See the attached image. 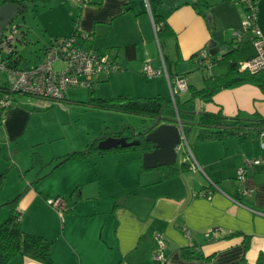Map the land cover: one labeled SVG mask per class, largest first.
<instances>
[{
    "label": "crops",
    "instance_id": "crops-1",
    "mask_svg": "<svg viewBox=\"0 0 264 264\" xmlns=\"http://www.w3.org/2000/svg\"><path fill=\"white\" fill-rule=\"evenodd\" d=\"M202 1L208 6L200 7L203 14L193 6L197 0H53L45 4L50 7L44 5L46 9L42 11L50 20V24L41 29L44 48L53 39L66 38L77 31L89 37L86 46L115 54L123 65L134 62V69L142 73L146 65L163 71L160 76L169 84L154 12L163 17L176 34L180 61L174 72L187 80L188 90L193 92L198 90L196 84L201 85L202 76L194 72L196 66L201 71L195 61L196 54L207 51L211 75L202 71L220 76L224 69L219 60L233 41L234 33L243 31L246 17L242 0ZM253 1L257 7V26L264 36V0ZM60 8L65 15L57 18L53 11ZM249 34L245 38H251ZM26 39L27 33L20 30L15 44ZM38 39L42 41L40 36ZM155 44L161 54L160 65ZM128 45H135V55L127 53ZM24 66L30 65L24 63ZM124 68L127 70V66ZM124 76L142 79L134 71ZM115 78L111 75L102 82L116 83L120 77ZM73 90L66 93L65 101H79L70 100L68 94ZM140 91L124 88L119 95L128 98L153 95L147 89ZM158 95L165 98L161 93ZM22 99L15 97L14 100ZM22 103L13 104L2 113L0 139L7 144L22 137L29 128L31 113ZM198 110L199 115L222 111L227 117L239 113L264 116V94L254 85L223 90L210 102H203ZM148 127L134 128L136 132H143ZM68 151L71 152H54L48 164L57 163L53 170L72 164L65 191L56 196L65 200L67 210L59 213L44 202L47 214L52 215L54 221L41 218L38 222L35 218L32 222L19 209L26 233L55 241L51 259L37 262L18 256L8 264H162L155 257L161 242L164 264H264V148L255 134L198 144L195 154L203 173L185 169V158L180 165L176 162L179 172L170 179H163L166 172L159 168L144 169L140 152L75 159L58 165L65 156L75 152ZM253 159H260V164L248 169L244 182L239 183L238 168ZM242 189H252L254 193L251 197H241ZM207 190L211 192L209 196L205 195ZM39 195L45 201L50 199L42 192ZM8 216L9 212L3 213L0 224ZM209 233L212 235L207 236ZM185 248L191 249L194 258L183 256Z\"/></svg>",
    "mask_w": 264,
    "mask_h": 264
},
{
    "label": "rangeland",
    "instance_id": "rangeland-1",
    "mask_svg": "<svg viewBox=\"0 0 264 264\" xmlns=\"http://www.w3.org/2000/svg\"><path fill=\"white\" fill-rule=\"evenodd\" d=\"M44 5L41 2L30 3L27 11L19 14L11 26L13 28L19 26V30L25 31L28 35V40L26 39L16 44V50L24 58L21 67L24 66V63H28L30 66L36 64L40 57L43 56L44 37L42 35L44 34L41 29L43 25L47 26L50 24V20L42 12L50 6H46V4L45 8ZM53 14L57 18H61L65 15V12L60 8L54 9ZM10 29L5 30L3 35L9 36L11 34ZM38 36L42 38V41L38 39ZM152 39L154 41L153 31ZM155 45L157 60L160 65L161 54L157 44ZM6 56L7 53L0 50V58H5ZM133 63L124 65V67L127 66V70L124 68L126 71L112 75L114 79H116L115 77H120L121 81L118 79L116 83L109 81L97 84L94 88L98 97L111 98L118 96L121 89L124 88L133 91L139 89V91L141 90L140 92L147 89L149 94H153L148 97L161 93L166 100H171L174 104L170 86L165 77L155 76L148 78L142 73V70L136 71L132 65ZM56 66L57 68L58 66L61 67V65ZM128 71L138 72L142 79L135 76H124ZM194 72L199 73V76L202 75L199 78V84L201 85L196 84V88L199 90L206 87L208 83L204 78L207 73L203 72L202 69L199 71L197 66L194 68ZM207 72L209 73V71ZM209 74L211 75V73ZM6 82V77L0 74V86ZM68 96L70 100L74 98L79 101H69L67 99V101L63 102H39L37 99L29 97H23L24 99L19 101L24 102L22 105L30 111L31 119L27 132L19 139L10 144L0 139L3 152V158L0 159V175L5 173V177L0 182V218L3 213L9 212L8 208L2 205L19 196L18 209L24 211L28 219L33 222V219L38 218L39 222L41 218H48L49 221L53 222L54 217L47 214L44 202L49 203L48 201L54 200L59 193L61 194V192L65 191L66 181L72 171V164L61 166V168L59 167L55 170L53 168L57 165L56 162L48 165L49 159L54 152L65 153L71 152L68 150H82L87 143L102 138L106 130L118 132L123 125H132L137 129L153 125L149 118L143 116L98 110L91 106H86L84 103H79L86 102L89 99L88 89L77 88L73 92L70 91ZM135 96L132 95V97ZM176 98L180 101L179 109L175 106L163 109L161 113L162 123L175 122L188 127L187 142L189 145L194 146L199 132L197 124L201 118V115L197 113L200 111L198 109L201 108V104L204 101L195 98L191 90L179 93ZM19 102L14 100L13 104H19ZM4 111L0 107V113ZM185 158L187 159V152L184 144L178 152L177 165L184 162ZM43 159L45 161H42ZM39 192H42L50 199L45 201L39 195ZM47 205L49 206V204ZM57 212L63 213L60 209Z\"/></svg>",
    "mask_w": 264,
    "mask_h": 264
},
{
    "label": "trees",
    "instance_id": "trees-1",
    "mask_svg": "<svg viewBox=\"0 0 264 264\" xmlns=\"http://www.w3.org/2000/svg\"><path fill=\"white\" fill-rule=\"evenodd\" d=\"M52 0H1V4L8 2L19 4L24 11L30 3L41 2L42 4H48ZM253 1V0H251ZM255 3V1H253ZM193 6L200 11V7L204 6L202 0H197ZM23 11V12H24ZM155 26L157 30V38L159 41L160 49L163 56V62L166 67V74L169 79H174L177 76L174 69L180 61L178 46L176 43V34L171 27L164 21V18L152 13ZM11 33L13 31H18L16 34V41L20 34L19 26L10 27ZM24 32H22L23 34ZM4 35H0V42ZM71 36H76L81 45L86 46L85 43L89 37L82 36L75 31ZM15 41V43H16ZM13 44V56L18 59L16 62H23V57L16 50V44ZM126 51L129 55H135V45H128ZM169 52L173 54L169 56ZM255 54L253 47V40L248 37L242 41H237L235 38L231 43L227 45V50L219 60V63L223 67L224 71L220 76H210L206 75L205 80L208 85L201 90L193 91L195 98H199L204 102H210L212 98L219 92L223 90L235 89L244 85H254L258 87L264 94V70L257 73H251L247 70H241L240 64L244 61L251 59ZM7 89L6 83L0 86V95L2 91ZM89 99L84 103L86 106H91L98 110H106L112 112H118L122 114L138 115L149 118L156 121L160 113L166 107H173L179 109L180 103L178 99L175 98V105L171 100H166L163 96L157 95L154 97H136L128 98L124 95H118L112 98H100L96 95L95 88L88 89ZM15 96L26 97L18 94H13ZM65 101V100H63ZM62 101V102H63ZM189 103V101H188ZM4 111V109H2ZM2 125V112L0 113V127ZM199 132L196 136V142L194 146L190 145V148L194 155L196 156V146L205 142L213 141H226L233 138H239L244 136H260L264 133V116L259 113H254L252 115H243L239 113L235 117H227L222 111L218 113L204 112L201 115L199 122ZM183 132L187 138L188 127L181 125ZM151 127V126H150ZM151 130L146 129L139 134H136V129L133 126H122V129L118 132H110L106 130L104 136L107 137H125L129 142L140 139L141 144L139 146H133L128 148H117L108 151H101L98 149V143L102 138H98L93 142H90L85 149L81 151H75L73 153L65 156L59 164L75 160V159H90L99 156H105L114 153H123L129 151L140 152L143 156L144 153L153 151V144L145 141V132ZM3 158V152L0 147V159ZM185 169H189L190 166L187 162L183 164ZM161 171H165L163 179H170L177 175L179 170L176 164L171 166H165L159 168ZM5 173L0 175V182L5 177ZM1 184V183H0ZM73 191L72 194H74ZM18 198L7 201L2 206H5L9 210L8 218L0 224V264H8L13 259L18 256L28 258L37 262H45L51 259L53 249L55 246V241L45 238L40 235H34L26 233L21 225V211L18 209ZM59 198V197H58ZM183 256L187 259L194 258L191 249H183Z\"/></svg>",
    "mask_w": 264,
    "mask_h": 264
},
{
    "label": "built area",
    "instance_id": "built-area-1",
    "mask_svg": "<svg viewBox=\"0 0 264 264\" xmlns=\"http://www.w3.org/2000/svg\"><path fill=\"white\" fill-rule=\"evenodd\" d=\"M77 1L84 2L86 0ZM241 2L245 5L246 17L243 21V31L235 32L234 38L237 41H242L245 39L246 34L250 33L255 54L251 59L242 62L240 69L257 73L264 70V36L257 26L256 3L251 0H242ZM155 28L157 31L158 28ZM17 33L18 31L15 30L9 36H3L0 42V50L7 53L5 58H0V74H3L7 79V89L2 91L0 95V107L4 110L12 106L13 94L34 98L39 102H62L69 90L94 88L111 75L124 71V65L115 54L109 51L100 52L93 47L83 46L76 36L53 40L44 48L43 56L38 63L21 67L20 62H16L18 59L15 55L13 56L12 45L16 41ZM195 61L200 69L209 71L211 61L207 51L203 50L197 53ZM56 65H61V67L58 66L57 68ZM143 74L152 78L162 75L163 71H155L146 65ZM165 75H167L166 72ZM168 81L173 101L179 93L189 89L187 80L184 77L174 79L168 77ZM181 130V145L185 144L187 152L186 162L193 171L203 173V168L192 152L182 127ZM259 139L262 147H264V133L259 136ZM180 147H178V150H180ZM260 162V159L246 161L237 170V181L242 184L247 170L260 164ZM210 193L209 190L205 191V195L209 196ZM253 193L254 190L252 189H242L239 195L241 197H251ZM49 204L56 211L60 209L64 213L67 210L66 202L62 198L50 200ZM262 214L264 215V213ZM186 234L189 235V231L186 230ZM210 235L212 233L207 236ZM157 238H160V236L158 235ZM163 249L164 244L161 242L160 249L155 256L162 264L165 263Z\"/></svg>",
    "mask_w": 264,
    "mask_h": 264
},
{
    "label": "water",
    "instance_id": "water-1",
    "mask_svg": "<svg viewBox=\"0 0 264 264\" xmlns=\"http://www.w3.org/2000/svg\"><path fill=\"white\" fill-rule=\"evenodd\" d=\"M24 9L16 3H5L0 5V35L10 28L15 18ZM11 30V29H10ZM162 113V112H161ZM158 116L156 122L149 127V132H145V141L152 143L153 151L143 154L142 166L146 170L157 169L176 164L178 147L181 145V126L171 123H162V115ZM141 140L135 139L131 142L125 137H102L98 143V149L108 151L111 149L128 148L139 146Z\"/></svg>",
    "mask_w": 264,
    "mask_h": 264
},
{
    "label": "flooded vegetation",
    "instance_id": "flooded-vegetation-1",
    "mask_svg": "<svg viewBox=\"0 0 264 264\" xmlns=\"http://www.w3.org/2000/svg\"><path fill=\"white\" fill-rule=\"evenodd\" d=\"M12 25H13V24H11L10 27H11ZM151 122H152V124H154L156 121L153 123V121L151 120ZM139 133H140V132H136V134H139ZM139 140H140V139H139Z\"/></svg>",
    "mask_w": 264,
    "mask_h": 264
}]
</instances>
